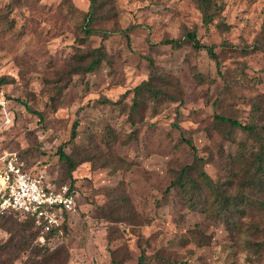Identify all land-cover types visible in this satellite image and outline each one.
<instances>
[{
	"label": "rangeland",
	"instance_id": "1",
	"mask_svg": "<svg viewBox=\"0 0 264 264\" xmlns=\"http://www.w3.org/2000/svg\"><path fill=\"white\" fill-rule=\"evenodd\" d=\"M219 1L207 26L195 0H98L91 14L92 0H0V164L17 151L73 179L78 197L46 242L9 228L24 218L0 216V264H264V188L242 175L264 138V0ZM193 29L216 58L163 41ZM97 47L105 58L89 71ZM146 79L159 97L134 90ZM61 149L78 161L72 175ZM196 162L234 177L226 187L250 196L244 212L191 201L174 181Z\"/></svg>",
	"mask_w": 264,
	"mask_h": 264
},
{
	"label": "trees",
	"instance_id": "2",
	"mask_svg": "<svg viewBox=\"0 0 264 264\" xmlns=\"http://www.w3.org/2000/svg\"><path fill=\"white\" fill-rule=\"evenodd\" d=\"M195 1L198 4L202 12L204 23L207 26L211 24L212 22H214L218 17L221 16L223 8H224V3L222 1H219V0H195ZM97 5H98V0H92L89 14H91L95 10V7L97 8ZM90 19H93V18L90 17ZM219 24L227 26V23L225 21H220ZM87 32L91 33V30H88ZM128 38H129V35H128ZM185 38L186 39H183L182 37H167L163 41L172 43L173 45H179L181 44L182 40H189L193 43V45L196 48H202V47L207 48L209 54L212 57L216 58L217 53L214 49V45L203 42L198 37L196 29L188 31ZM95 50L97 52L93 53L92 55L93 58L88 62V65L86 66V69L89 71L97 69L102 63L103 59L105 58L104 51L101 47H97ZM6 81H7V77L2 76L0 78V88H1V85ZM145 88L149 89L152 95L156 97H159L160 94L162 93V90L159 89L160 87H156L151 79H146L142 81L141 83L137 84L134 87V90L136 92L138 91L139 93V92H142V90ZM134 103L137 104V98L134 100ZM260 103L261 101L254 102V108L256 111L259 110ZM217 118L222 121H229L231 124L245 128L248 131L261 134L259 133L257 122L242 123L240 120L235 119L233 117L226 116V115H217ZM76 125H77V122L74 123L73 131H72V138L75 137L77 134ZM258 136L261 142L258 145L257 149L255 150L253 149L249 157V162L247 163L246 167L244 168L242 172V175L244 173H247L248 175L247 182H246L247 187H250L253 189L256 187L264 188V141H263L264 138L260 135ZM188 141L192 144V147L195 148V145L192 143V141L191 140H188ZM60 156L68 163L69 171H70V174L72 175L73 171L76 169L78 165V161L74 159L72 154L68 153L67 151L63 149H61ZM21 158L25 161L27 166H33V165L28 164L22 155H21ZM194 167L197 170V178L191 174V170ZM47 174H48V179L52 183H54L56 186H59L60 184L64 182H68L69 184H71V186L75 188V182L73 179H65V178L59 179L57 177L50 175L48 172ZM236 175H238L237 172L234 173V176ZM233 180H234V177H230L229 179H226L223 183L220 181H217L211 176V174L208 171H206L205 169H200L199 165L196 162L194 164L192 163V164L184 165L181 168V171L176 177L174 183L184 185V186L185 184H187L191 191L190 199L194 203H199L202 200L203 203L202 202L201 203L203 205L205 206L209 205L212 209H215L222 213L223 211L228 212L231 209L244 212L245 209L249 205V200H251L250 196L241 195L240 193L236 195H231V193L228 192V186L226 187V184H232ZM195 196H200L202 197V199L198 200L195 198ZM77 206H78V197L76 201V209H77ZM73 212L74 210L66 212L64 219L62 220V223L60 225V228L62 229V231L67 227V223L69 222L70 216ZM7 214H15L25 219V225L18 226L14 222L10 223L9 225V228H16L21 237H26L32 234L33 235L37 234L38 237L41 235V232H42L41 227L36 224L35 219L32 215L25 213L21 210H15V209L4 210V211L0 210V216H4ZM60 228H56L51 231L45 232L44 239H41V240L43 242H46V240L54 238L56 235L60 233L59 231ZM26 230H29V231L27 232ZM142 254H145V251Z\"/></svg>",
	"mask_w": 264,
	"mask_h": 264
},
{
	"label": "built area",
	"instance_id": "3",
	"mask_svg": "<svg viewBox=\"0 0 264 264\" xmlns=\"http://www.w3.org/2000/svg\"><path fill=\"white\" fill-rule=\"evenodd\" d=\"M77 189L68 182L56 186L46 169L27 166L17 151L5 153L0 164V210L32 215L44 233L60 228L66 212L76 209ZM62 232V229H59Z\"/></svg>",
	"mask_w": 264,
	"mask_h": 264
}]
</instances>
